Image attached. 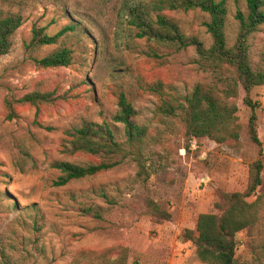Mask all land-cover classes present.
Segmentation results:
<instances>
[{"label": "rangeland", "instance_id": "374dc122", "mask_svg": "<svg viewBox=\"0 0 264 264\" xmlns=\"http://www.w3.org/2000/svg\"><path fill=\"white\" fill-rule=\"evenodd\" d=\"M121 1L0 0V12H18L23 19L9 52L0 57V264H91L92 255L107 250L114 252L110 260L125 251V264H203L186 231L195 230L200 214L214 211L220 193L244 191L249 165L257 159L263 170L255 195L262 204L257 224L236 235L235 260L264 264V86L250 94L258 105L260 155L248 138L250 110L242 104L240 87L233 100L241 126L239 144L219 145L206 138L187 141L179 120L156 115L157 98L141 92L138 85L161 81L183 99L199 83L220 88L219 79L233 71L219 70L193 48L162 47L157 50L160 59L149 58V43L133 38V29L119 16ZM216 1L225 3L224 33L227 47H232L238 30L235 14L246 13V0ZM164 14L184 36L210 47L206 13ZM69 25L76 29L57 44L25 51L33 26L52 36ZM248 45L255 68L264 47V24ZM59 47L71 51L67 67L44 69L29 61ZM33 91L51 92L55 100L37 107L13 103ZM119 91L136 93L135 121L149 133L145 173L129 159L93 177L54 187L60 173L53 163L85 166L99 161L85 154H63L65 130L83 122L104 123L117 141H124L123 125L112 119ZM8 102L14 113L11 120L6 118ZM100 191L107 199L97 196ZM87 207L100 218L82 212Z\"/></svg>", "mask_w": 264, "mask_h": 264}, {"label": "trees", "instance_id": "16d2710c", "mask_svg": "<svg viewBox=\"0 0 264 264\" xmlns=\"http://www.w3.org/2000/svg\"><path fill=\"white\" fill-rule=\"evenodd\" d=\"M63 4V0H51ZM264 0H246V13L237 11L235 20L238 30L232 47H227L224 33L227 9L224 1L216 0H122L119 16L125 19L127 26L133 29V38L149 43L147 56L160 59L159 48L174 51L193 48L197 56L214 64L221 71H233L216 85L199 83L192 92L180 99L173 88L161 81L139 84L141 92L157 98L155 114L164 118L178 119L184 128L187 141L209 139L216 144H239L241 126L237 122V107L233 102L238 97V88L244 93L242 104L250 110L247 122V134L250 142L259 148L261 141L257 135L258 105L251 99L254 88L264 86V47L258 56L255 68L249 58L248 40L264 24ZM199 10L209 16L204 24L211 38L210 47L196 37H186L177 23L164 14L165 11L188 12ZM23 19L18 12H0V57L6 55L12 46V37L22 25ZM76 25H69L55 35H48L44 28L32 27L30 43L24 45L25 51L31 48L51 46L67 32L74 31ZM29 58V57H28ZM35 66L52 69L67 67L71 63V51L59 47L41 59L29 58ZM139 93V92H137ZM136 93L119 91L117 95L115 123L124 127V141L115 139L112 130L106 124L83 122L79 127L65 130L62 152L65 155L85 154L99 158L96 163L85 166L69 162H55L51 167L60 175L52 183L54 187H63L72 181L90 178L123 165L127 160L135 161L145 173L146 159L144 151L148 145L149 133L145 126L135 121L136 111L132 105ZM140 94V93H139ZM55 100L51 92L33 91L13 101L17 104L39 106ZM10 102L6 103L7 120L14 117ZM185 150L187 149L184 148ZM263 163L260 159L249 165L248 182L242 192L220 193L214 204V211L197 217L195 230L186 231V239L195 248L197 259L203 264H236L237 233L253 228L258 222L261 197L255 192L262 183ZM148 176V175H147ZM97 196L107 199L104 191ZM255 197L253 201L250 198ZM86 214L100 218L92 207L83 209ZM167 220L168 215H163ZM114 252L107 250L100 255H92L91 264H125L126 253L121 251L114 259H108Z\"/></svg>", "mask_w": 264, "mask_h": 264}]
</instances>
